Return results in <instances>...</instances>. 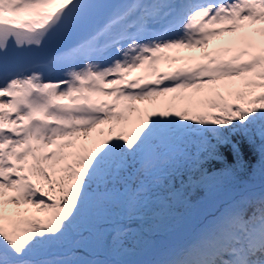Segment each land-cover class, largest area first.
<instances>
[{
  "label": "snow or ice",
  "instance_id": "obj_1",
  "mask_svg": "<svg viewBox=\"0 0 264 264\" xmlns=\"http://www.w3.org/2000/svg\"><path fill=\"white\" fill-rule=\"evenodd\" d=\"M0 264H264V0H0Z\"/></svg>",
  "mask_w": 264,
  "mask_h": 264
},
{
  "label": "bare ground",
  "instance_id": "obj_2",
  "mask_svg": "<svg viewBox=\"0 0 264 264\" xmlns=\"http://www.w3.org/2000/svg\"><path fill=\"white\" fill-rule=\"evenodd\" d=\"M215 42V41H214ZM161 67H166V65H162ZM175 67V65H173ZM138 71H135L132 73V75H137ZM194 208H199L202 213H204V208H202L201 205H193ZM175 214L178 217L179 215H182L184 218H188L187 224L188 226L193 225L194 222L199 220V216L196 215V213L191 212V211H186L185 208L182 207H177L175 209ZM182 220H176V225L177 227L170 229L167 232H162L154 237L151 238L152 242L154 245H160V244H171V245H179L183 243L191 234V230H186L185 232H182L181 228L183 227L182 225ZM129 249L131 251L127 254H122L121 256L116 257L117 259H130V260H135V259H143L147 258L144 254L143 246H135L133 241H129L128 245Z\"/></svg>",
  "mask_w": 264,
  "mask_h": 264
},
{
  "label": "rangeland",
  "instance_id": "obj_3",
  "mask_svg": "<svg viewBox=\"0 0 264 264\" xmlns=\"http://www.w3.org/2000/svg\"><path fill=\"white\" fill-rule=\"evenodd\" d=\"M219 194H220V197L222 199H227L230 195H232V192H231V190L229 188H227V190H224V187L222 186L221 189H220V193ZM205 199H206V196L204 198H202L197 204H192V203L191 204L192 205H201L202 208H204L205 212L213 211L214 209L210 205H206L205 204ZM189 201H190V199H189ZM177 219L178 220H182L183 219V221H184V222H182V225H183V227L181 228L182 232H185L186 230L190 231L194 227V225L198 222V220H197L196 222L193 223V225L188 226V224H187L188 218H186V217L184 218L182 215H179L177 217Z\"/></svg>",
  "mask_w": 264,
  "mask_h": 264
},
{
  "label": "trees",
  "instance_id": "obj_4",
  "mask_svg": "<svg viewBox=\"0 0 264 264\" xmlns=\"http://www.w3.org/2000/svg\"><path fill=\"white\" fill-rule=\"evenodd\" d=\"M224 188H228V187L224 186ZM188 196L193 201H197V200L201 199L202 197L206 196V191H205V189H202V188L189 189Z\"/></svg>",
  "mask_w": 264,
  "mask_h": 264
}]
</instances>
